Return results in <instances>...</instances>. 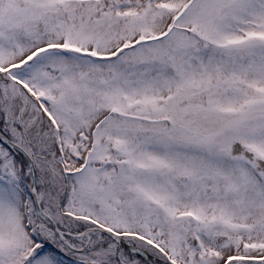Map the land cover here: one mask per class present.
<instances>
[{
  "label": "snow or ice",
  "instance_id": "snow-or-ice-1",
  "mask_svg": "<svg viewBox=\"0 0 264 264\" xmlns=\"http://www.w3.org/2000/svg\"><path fill=\"white\" fill-rule=\"evenodd\" d=\"M0 264H264V0H0Z\"/></svg>",
  "mask_w": 264,
  "mask_h": 264
}]
</instances>
